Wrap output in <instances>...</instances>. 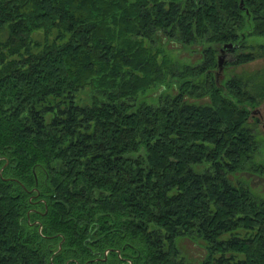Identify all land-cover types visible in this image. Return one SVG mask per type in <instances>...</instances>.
<instances>
[{"label": "trees", "instance_id": "obj_1", "mask_svg": "<svg viewBox=\"0 0 264 264\" xmlns=\"http://www.w3.org/2000/svg\"><path fill=\"white\" fill-rule=\"evenodd\" d=\"M162 34L209 59L153 104ZM249 37L264 0H0V264H190L182 236L206 242L199 264H264V198L232 179L264 172V74L210 73L225 44L264 57Z\"/></svg>", "mask_w": 264, "mask_h": 264}, {"label": "rangeland", "instance_id": "obj_2", "mask_svg": "<svg viewBox=\"0 0 264 264\" xmlns=\"http://www.w3.org/2000/svg\"><path fill=\"white\" fill-rule=\"evenodd\" d=\"M155 41L145 42L144 47L147 49V54L154 65H158L162 77L160 80L153 83L151 86L144 88L143 93H140L141 97L149 103L156 104L160 95L166 88L167 94H174L178 92V88L182 86L187 80H194L193 77H182L179 73L184 71L186 66L197 67L205 63L209 58L205 54L206 44L200 42H193L190 44L183 43L176 38H170L166 35L155 36ZM248 43H264V37H249ZM218 51L216 55L215 63L210 67L214 77L218 80L219 84H224L233 75H256L260 77L264 74V57L257 58L244 64L235 65L236 53L228 51L222 57L223 68H219V56ZM203 77V76H201ZM200 77V78H201ZM200 78H196L197 81ZM196 81V82H197ZM91 89L87 86L79 93V98L84 102L89 101ZM189 100L197 103L209 102V97L193 98ZM251 121L259 133L260 147L259 154L256 158V162L260 165H264V101L251 108ZM234 181H243L248 184L252 192L264 198V172L259 174L251 172L249 168L243 171L236 172L232 175ZM176 245L180 250V255L185 258L190 264H199L207 254L206 242L200 238H193L188 236L178 237L176 239Z\"/></svg>", "mask_w": 264, "mask_h": 264}, {"label": "water", "instance_id": "obj_3", "mask_svg": "<svg viewBox=\"0 0 264 264\" xmlns=\"http://www.w3.org/2000/svg\"><path fill=\"white\" fill-rule=\"evenodd\" d=\"M233 47L232 44H225L221 49H220V53L221 55L219 56V68L220 70H222L223 65H222V57L223 55L226 53L227 49H231Z\"/></svg>", "mask_w": 264, "mask_h": 264}, {"label": "flooded vegetation", "instance_id": "obj_4", "mask_svg": "<svg viewBox=\"0 0 264 264\" xmlns=\"http://www.w3.org/2000/svg\"><path fill=\"white\" fill-rule=\"evenodd\" d=\"M226 53H228V51H226ZM226 53H225V54H226Z\"/></svg>", "mask_w": 264, "mask_h": 264}]
</instances>
